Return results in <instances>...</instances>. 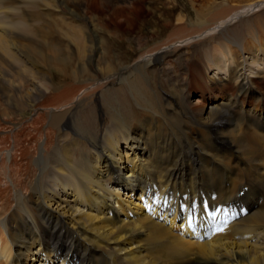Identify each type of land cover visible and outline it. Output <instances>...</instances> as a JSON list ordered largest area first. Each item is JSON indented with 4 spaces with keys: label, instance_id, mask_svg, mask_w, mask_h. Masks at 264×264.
Returning <instances> with one entry per match:
<instances>
[{
    "label": "bare ground",
    "instance_id": "6f19581e",
    "mask_svg": "<svg viewBox=\"0 0 264 264\" xmlns=\"http://www.w3.org/2000/svg\"><path fill=\"white\" fill-rule=\"evenodd\" d=\"M12 1L0 0L3 61L9 44L24 51L4 20L13 18L9 16L15 7L5 6ZM16 1L23 9L29 0ZM32 1L39 4L41 0ZM261 8L264 0L220 20L213 31L223 34ZM249 38L242 43L225 35V43L204 60L205 83L209 80L210 91L215 85L222 91L198 115L191 112L192 103L187 105L188 97L176 99L178 92L160 94L151 88H132L131 94L120 89L119 100L103 109L108 119L104 128L89 120L85 127L77 126L68 113L54 114L67 106L78 108L86 89L75 97L77 103L71 100L51 114L52 124L65 123L75 134L70 144L64 137L58 150L42 143L38 154L19 155L14 140L13 148L0 154V173L10 185L12 199L0 200L4 231L0 230V264H264L263 195L257 196L258 186H250L247 179L238 185L232 181L249 161L264 163V110H258L264 97L255 86L264 78V31L250 30ZM169 48L142 55L135 69L159 64L162 55L172 52ZM56 51H49L51 65H66ZM6 68L0 64V77L5 79ZM229 84H233L232 93L225 92ZM42 86L36 82L31 89L18 85L28 99L32 91L42 94ZM244 98L257 104L242 106ZM26 105L24 111L16 105H0V115L16 109L22 119L16 125L19 128L38 111L32 103ZM249 144L262 150L256 152L258 160L246 153ZM123 146H127L125 154ZM20 157L29 161L27 170L33 173L22 181L12 172ZM231 162L234 169L228 166ZM261 172L264 167L258 176ZM243 187L249 191L238 197ZM230 202L235 204L218 205ZM245 220L248 228L242 224ZM217 226L223 228L219 231Z\"/></svg>",
    "mask_w": 264,
    "mask_h": 264
},
{
    "label": "rangeland",
    "instance_id": "374dc122",
    "mask_svg": "<svg viewBox=\"0 0 264 264\" xmlns=\"http://www.w3.org/2000/svg\"><path fill=\"white\" fill-rule=\"evenodd\" d=\"M257 1L263 0H41L39 4H31L33 1L29 0L26 4L22 3L25 5L23 9L16 0L5 4L7 9L15 7L14 13L9 14L13 18H1L13 30L14 42L19 41L24 51L15 44L11 46L8 43L9 47H4L5 61L0 59V64L7 66V79L0 77V105L5 108L16 105L19 111H24L26 104L32 103L38 111L19 128L16 125L22 119H19L21 117L17 115L16 109H9L0 115V154L13 148L14 140L19 155L28 152L38 154L42 143L49 144V149L53 147L54 151L58 150L64 137V142L70 144L75 134L65 123L52 124L51 114L54 109H60L71 100L74 101L86 89L78 99V108L67 106L54 114L68 113L77 126L85 127L86 121H90L91 125L104 128L108 119H105L103 109L106 104L119 100L117 97L120 89L124 88L125 92L131 94L132 88H151L160 94L178 92L176 99L188 97L187 105L192 103L190 110L198 115V111L211 103L217 92L222 91L218 88L219 85H215L212 89L214 91H210L207 83L209 80L205 83L204 60L214 54L216 47L225 43V35L243 43L249 41L250 30L258 34L264 31V8L230 25L223 34L213 29L220 20ZM195 37V41L182 43ZM228 44L232 46V43ZM170 46L173 47L169 48ZM165 47L172 52L162 55L159 64L135 69V62L142 55L153 54ZM51 48L57 50L67 61L66 65L59 62L54 63L56 67L51 65ZM117 73L120 76H114ZM34 82L42 83L43 93L32 91L30 99L22 97L24 91L18 85L31 89ZM255 86L259 90V96L263 94L264 97V78L257 80ZM229 87L225 92L232 93L233 84ZM78 100L74 102L77 103ZM240 100L245 107L257 104L253 99V102L247 98ZM262 109L264 110V105L258 108ZM257 116L262 115L259 113ZM245 120L242 128L247 124V119ZM243 132L247 135L244 130L241 133ZM249 146L246 153L258 160L259 158H255L256 152L262 150L250 144ZM126 148L127 146H123L121 149L123 154ZM3 161L2 164L5 165V159ZM258 163L259 165H252L249 161L247 167L252 169L245 167L232 181L238 185L247 179L250 186L259 187L256 195H263L264 198V172L259 176L257 174L264 163L260 159ZM230 165L234 166V163L228 165L233 168ZM28 167L29 161L20 157L12 165V172L22 181V178L33 174L27 170ZM248 171L250 172L247 173ZM4 176L0 173V200L4 198L12 202L11 196H8L10 185ZM29 180H32V176ZM243 222L248 228L246 220ZM1 227L0 225V230ZM249 240L243 238V241L257 244Z\"/></svg>",
    "mask_w": 264,
    "mask_h": 264
},
{
    "label": "water",
    "instance_id": "95a60500",
    "mask_svg": "<svg viewBox=\"0 0 264 264\" xmlns=\"http://www.w3.org/2000/svg\"><path fill=\"white\" fill-rule=\"evenodd\" d=\"M137 64V63H136Z\"/></svg>",
    "mask_w": 264,
    "mask_h": 264
}]
</instances>
